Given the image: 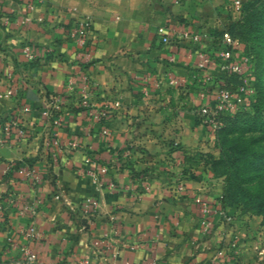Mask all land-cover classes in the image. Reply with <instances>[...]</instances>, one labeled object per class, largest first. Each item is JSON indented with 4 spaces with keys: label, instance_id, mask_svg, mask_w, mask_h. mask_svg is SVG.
<instances>
[{
    "label": "crops",
    "instance_id": "crops-1",
    "mask_svg": "<svg viewBox=\"0 0 264 264\" xmlns=\"http://www.w3.org/2000/svg\"><path fill=\"white\" fill-rule=\"evenodd\" d=\"M214 1L45 0L31 12L0 0L2 264L26 249L35 264H226L222 249L255 234V216L203 212L224 191L204 164L220 154L214 130L198 121L220 68L199 69L188 40L162 42L164 31L190 28L215 45ZM87 16L93 53L81 59L70 29ZM86 197L97 203L93 220Z\"/></svg>",
    "mask_w": 264,
    "mask_h": 264
},
{
    "label": "trees",
    "instance_id": "trees-1",
    "mask_svg": "<svg viewBox=\"0 0 264 264\" xmlns=\"http://www.w3.org/2000/svg\"><path fill=\"white\" fill-rule=\"evenodd\" d=\"M260 7H264V0L248 3L242 7L240 19L237 22L231 23L220 31L214 29L212 35L215 44L222 42L225 33L236 41H245L246 32L251 29L255 20L254 16ZM239 78L236 74L222 73L218 78L219 87L225 85L233 89L231 85H236ZM254 110L253 115L243 113L234 119L226 115L222 117V125L217 130L218 143L216 142L221 157L215 158L213 155H208L206 162L212 163L210 165L216 178H225L224 195L219 200L222 208L240 207V199L249 198L257 202L252 209L264 214V97L255 104ZM227 129L230 130L231 135L239 133V136L233 135L234 139L224 138L223 135L226 134ZM251 132L257 135L248 138L246 133ZM173 152L179 154L177 148L173 149ZM220 165L224 168L222 173L219 172ZM185 171L183 170V173ZM251 184H255V187L261 188L263 192H259L257 197H254L248 189V185ZM244 185L246 189L243 190ZM239 190L242 193L238 195Z\"/></svg>",
    "mask_w": 264,
    "mask_h": 264
},
{
    "label": "built area",
    "instance_id": "built-area-1",
    "mask_svg": "<svg viewBox=\"0 0 264 264\" xmlns=\"http://www.w3.org/2000/svg\"><path fill=\"white\" fill-rule=\"evenodd\" d=\"M27 8L33 12L40 4L45 0H21ZM234 11H236L239 16L241 15L242 7L241 1L237 0L234 3ZM32 19L26 17L23 19L22 23L26 24ZM42 21V19H40ZM93 30V19L89 16L82 17L77 20L70 29V36L73 40L77 42L79 47V53L81 59H89L93 53V48L91 46V33ZM182 40H188L194 43L199 48L200 62L198 63V68L202 70H207L212 66H218L221 73L236 74L244 81L243 85L240 87L238 94L234 93L232 89L227 86L219 87L216 91L215 99L209 100L206 92H203L202 98L207 100L205 105H203L198 112V121L204 127L218 130L222 125V117L226 113L234 112L242 102L244 97L249 94V82L244 73V66L237 59V50L239 49V42L234 40L228 33H225L222 42L220 44H215L212 47H206L203 42L202 37L192 31L190 28L184 29L178 32H168L164 31L162 36V42L164 44H171L175 42H180ZM23 53L29 61H33L36 58V54L32 49L31 45H25L23 48ZM30 109H26L29 111ZM45 115L50 116V112L46 111ZM21 136L24 135V130L19 129ZM181 161V158H178ZM185 188L184 183H180L178 190L183 191ZM218 209H210L208 204L203 205V212L206 215H210L215 212L220 218H228L225 211L221 207V202H219ZM30 209V207H27ZM33 210V209H31ZM82 210L84 215L90 220H93L97 212V203L92 197H86ZM210 224V223H209ZM211 225V224H210ZM103 244L106 253L111 254L116 257L117 254L113 253V241L109 235H105L103 239ZM37 262V255L30 250H25L23 258L18 261V264H35ZM85 264V263H82ZM86 264H89L88 261ZM99 264H105L104 262ZM155 264V263H153Z\"/></svg>",
    "mask_w": 264,
    "mask_h": 264
},
{
    "label": "rangeland",
    "instance_id": "rangeland-1",
    "mask_svg": "<svg viewBox=\"0 0 264 264\" xmlns=\"http://www.w3.org/2000/svg\"><path fill=\"white\" fill-rule=\"evenodd\" d=\"M237 0H215L212 3V7L217 5L216 10L219 14L218 22L216 23L215 20L209 23H213V29L222 30L228 27L231 23L237 22L240 19L239 14L234 11V3ZM241 1V7H245L248 3L254 1H261V0H239ZM263 1V0H262ZM211 7V6H210ZM212 12H213V8ZM254 22L250 30L246 32V40L245 41H238L239 42V49L237 50V59L242 65L244 66V73L248 79L249 84V94L244 97L240 106L234 111L230 113H226L227 117L231 119L235 118L237 115H241L243 113H247V115H253L255 113V104L264 97V7H260L256 15L254 16ZM240 77V76H239ZM239 78L238 83L236 85H231L233 88V92L238 94L240 91V87L243 85V80ZM219 84L213 86L210 90L211 92L219 88ZM209 88V87H208ZM224 125V123H223ZM225 126V125H224ZM227 128V123H226ZM216 142L218 143L217 139V130L214 131ZM239 136V133L232 134L230 130L227 129L226 134L224 133L223 137L228 139H234V136ZM247 137H255L257 134L254 132L246 133ZM218 148V147H217ZM219 149V148H218ZM220 152V150H219ZM221 155L219 154L220 158ZM178 158L176 159L175 165H179ZM206 162V161H205ZM206 166L212 171L211 165L212 163H204ZM224 170L223 166L220 165L219 172L222 173ZM178 175L180 174L181 168L176 170ZM214 176V173L212 171ZM179 177V176H177ZM224 177V176H223ZM225 179V178H224ZM223 179V181H224ZM180 185V183H179ZM185 185V183H184ZM242 189H246V185L242 186ZM248 189L250 190V194L254 197H257L259 192H263L261 188L255 187V184L248 185ZM237 193V192H236ZM242 191L239 190L237 193L239 195ZM224 195L223 193L217 199ZM241 197V195L239 196ZM238 197V198H239ZM240 199V198H239ZM216 203V200L214 204ZM255 203L249 198H241L240 199V207H235L237 211H240L242 215H250L257 217V222H255L252 226L255 229V234L252 232V236L249 237L248 235H242L235 237L234 240L230 242V246L232 247V253L230 251L224 250L223 251V258L227 259V256L231 257V260L227 261L226 264H264V214L260 213L259 210H253L252 208ZM210 209H213L211 206ZM232 214L237 215L238 212L232 211L227 216L230 217ZM245 223V222H244ZM225 248V247H224ZM227 251V252H226ZM229 262V263H228ZM0 264H2L0 262Z\"/></svg>",
    "mask_w": 264,
    "mask_h": 264
}]
</instances>
